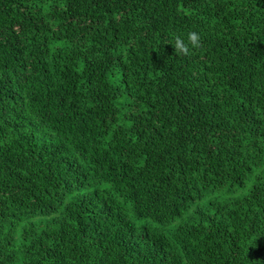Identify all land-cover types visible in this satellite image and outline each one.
<instances>
[{"label":"trees","instance_id":"obj_1","mask_svg":"<svg viewBox=\"0 0 264 264\" xmlns=\"http://www.w3.org/2000/svg\"><path fill=\"white\" fill-rule=\"evenodd\" d=\"M0 264H264V0H0Z\"/></svg>","mask_w":264,"mask_h":264},{"label":"clouds","instance_id":"obj_2","mask_svg":"<svg viewBox=\"0 0 264 264\" xmlns=\"http://www.w3.org/2000/svg\"><path fill=\"white\" fill-rule=\"evenodd\" d=\"M200 47H202V41L197 32H188L186 39L180 35L174 37V50L180 55L190 56L193 50Z\"/></svg>","mask_w":264,"mask_h":264}]
</instances>
